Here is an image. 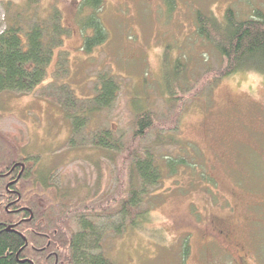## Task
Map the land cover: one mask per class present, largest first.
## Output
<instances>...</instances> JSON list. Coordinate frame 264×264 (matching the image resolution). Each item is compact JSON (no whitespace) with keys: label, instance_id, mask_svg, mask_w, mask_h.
<instances>
[{"label":"rangeland","instance_id":"rangeland-1","mask_svg":"<svg viewBox=\"0 0 264 264\" xmlns=\"http://www.w3.org/2000/svg\"><path fill=\"white\" fill-rule=\"evenodd\" d=\"M81 1L0 0V34L13 26L27 32L55 10L68 31L62 49L67 74H58L56 55L36 91L0 95V132L11 135L0 143V162L7 153L36 163L33 173L49 176L43 180L49 196L63 191L71 211L80 212L69 219L72 230L83 212L98 219L101 249L113 264H237L239 256L264 264V75L243 70L216 84L210 77L197 90L202 77L222 65L198 34V13L223 20L231 9L247 20L264 14V0H103L98 17L108 41L89 55L82 48L90 32L80 21L93 11L80 15ZM176 65L182 68L178 75ZM105 72L119 83L117 102L86 114L82 146L72 148L69 116L43 91L68 85L88 101ZM137 108L156 117L139 152L147 148L155 155L163 179L141 205L140 215L147 214L139 226L117 235L121 220L114 218V202L120 200L117 186L127 179L126 173L117 177L123 157L92 147L91 137L109 129L123 143L134 141ZM180 160L188 166L177 165ZM168 161L179 166L176 173L169 172Z\"/></svg>","mask_w":264,"mask_h":264},{"label":"trees","instance_id":"trees-1","mask_svg":"<svg viewBox=\"0 0 264 264\" xmlns=\"http://www.w3.org/2000/svg\"><path fill=\"white\" fill-rule=\"evenodd\" d=\"M169 1L174 3L173 0ZM102 6L103 0H82L77 8L80 15H84L87 10L93 11L86 19L80 21L83 31L90 32L84 37L82 48L88 55L108 41V32L98 17V11ZM197 28L199 36L213 46L222 59L221 69L207 72L199 81L197 90L200 91L203 87L202 83L210 82V77H213L216 84L219 80L243 70H252L264 75V14L255 13L250 19L239 20L233 10L228 9L224 19L219 20L199 12ZM67 37L68 31L63 25L59 10H55L46 20L29 26L27 32L13 26L0 34V94L6 92L30 94L36 91L47 78L49 66L56 55L59 58L58 74L61 72L67 74L65 68L67 56L62 51ZM180 70H182L180 65H176V75L180 74ZM58 74L55 76L59 78ZM119 92L120 86L116 78L105 72L99 75L96 95L88 101L78 99L68 85L52 84L43 91V95L49 101H56L69 116L72 125L69 143L75 148L82 146L80 140L86 136L89 118L86 114L109 110L115 106ZM137 112L134 141L123 143L115 138V134L113 137L109 129L100 130L91 137L92 147H99L107 152L114 151L116 155L121 152L123 157L122 173L117 174V177L119 180L122 174L126 173L127 179L117 186L120 200L119 203L114 202V205L119 207L114 211V218L120 217L121 220L115 225L117 235L128 226L133 228L139 226L140 219L147 214L140 215L141 205L147 198L154 196L155 189L163 179L162 168L155 155L144 148V144L142 146L145 153L142 155L139 152L150 130L156 127V117L152 112L142 111L141 108ZM173 123L176 124L175 118ZM177 126L175 130L178 129ZM10 137L11 135L0 132V143H6ZM158 140L162 141L161 137H158ZM167 165L170 173L177 172L179 167L177 165L188 166L184 160L177 162V165L174 161H168ZM40 177L42 181L36 187L33 186L34 189L25 196H30L28 203H25L35 211L37 219L32 227L29 226L30 230L52 237L59 264H113L101 249L104 234L96 226L98 219L88 218L81 210L83 214L75 216L76 228L72 230L69 219L72 218L73 212H80L76 208L71 211L68 197L63 191H52L49 196L50 184L43 181L42 175ZM207 182L212 184L209 180ZM61 212L63 214L61 218L56 216L55 213ZM105 219L109 221L107 224L111 223V217ZM126 219L129 220L127 226ZM30 230L27 232L22 230L25 234L23 237L10 235L5 231L0 232V264H32L28 261L35 258L33 252L29 248L21 251L25 246V237L30 245L39 244L41 238ZM55 262L56 260H53L54 264Z\"/></svg>","mask_w":264,"mask_h":264},{"label":"flooded vegetation","instance_id":"flooded-vegetation-1","mask_svg":"<svg viewBox=\"0 0 264 264\" xmlns=\"http://www.w3.org/2000/svg\"><path fill=\"white\" fill-rule=\"evenodd\" d=\"M2 151V146H0V153ZM5 156L0 162V232L5 231L7 234L23 237L25 236L23 232L29 231V226L32 227L37 222L35 211L27 204L30 196H25L42 179L39 174L33 173L37 169L36 163L30 162L22 156L13 157L7 153ZM47 177L49 176L44 175L43 180ZM30 232L40 236L41 242L30 245L25 237V246L21 251L29 248L35 255V258H30L28 262L54 264L53 260H56L55 264H59L52 237L31 230ZM239 257L237 264H247L244 258Z\"/></svg>","mask_w":264,"mask_h":264}]
</instances>
